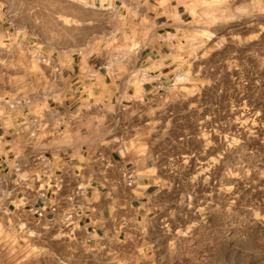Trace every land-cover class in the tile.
<instances>
[{"label":"rangeland","instance_id":"obj_1","mask_svg":"<svg viewBox=\"0 0 264 264\" xmlns=\"http://www.w3.org/2000/svg\"><path fill=\"white\" fill-rule=\"evenodd\" d=\"M176 1L192 15L188 77L114 124V137L155 152L161 174L132 264H264V0ZM125 31L93 0H0V96L60 89L37 48H119ZM14 222L0 219V264H109L78 230L42 224L18 235Z\"/></svg>","mask_w":264,"mask_h":264},{"label":"crops","instance_id":"obj_2","mask_svg":"<svg viewBox=\"0 0 264 264\" xmlns=\"http://www.w3.org/2000/svg\"><path fill=\"white\" fill-rule=\"evenodd\" d=\"M93 4L125 23V45L87 47L68 55L37 48L39 55L59 67L60 89H47L46 94L48 84L39 83L32 99L27 92L0 96L4 107L0 143L6 153L10 149L23 154L26 161L33 154L42 156L56 179L63 181V190L53 197L48 190L53 182L43 179L48 198L28 191L31 205L47 210L59 200L61 211L73 208L78 215L75 230L82 232L85 248L109 264H132L145 248L140 234L156 214L161 174L155 152L139 154L136 144L114 137V124L131 109L162 98L178 76L188 77L183 48L192 15L187 3L176 0H93ZM41 69L51 79V68ZM12 100L21 105H3ZM123 107L128 111L122 113ZM33 129L38 139L31 148L26 145ZM35 172L39 174L28 167L24 173L31 190ZM78 186L84 190L72 201ZM51 217L47 211L43 226ZM54 218V227L63 226L62 212Z\"/></svg>","mask_w":264,"mask_h":264},{"label":"built area","instance_id":"obj_3","mask_svg":"<svg viewBox=\"0 0 264 264\" xmlns=\"http://www.w3.org/2000/svg\"><path fill=\"white\" fill-rule=\"evenodd\" d=\"M39 59L44 66L52 69V73H55L56 75L59 74V67L53 66L50 59L42 55H39ZM9 102L10 101H6V104L10 108H16L21 105V101L19 100L13 101V104H10ZM127 111L128 109L126 107L121 109L122 113ZM21 133L22 131H18L17 134ZM28 138L29 141L26 146L31 148L34 147L37 143L38 131L35 129L31 130ZM45 161L46 160L38 154H33L26 161L23 154H14L10 149L9 152L6 153L4 146L0 143V219L5 217L8 222L12 220L15 221L11 229L13 231H19L18 235H20L23 232L30 231L31 227H40L45 219L47 211L50 215H52L47 227H54L56 225L54 217L58 213L62 212L63 228L69 229L71 231L70 234L74 235V232L76 231L75 221L78 215L74 212L73 208L70 211L63 212L61 211L58 202L59 200H57L56 202L50 204L46 210L35 205H31L29 201L28 191L37 194L39 199H47L48 190H50L53 197H57L58 193H61L63 190V181H58L56 179ZM43 162H45L44 166H39V163ZM28 167L33 169V171L37 170L39 172V174L35 172L32 175L35 183L34 190H31L27 186V179L24 177V173ZM43 179H49L50 182H53V187H48V190H46ZM127 184L130 187L133 186L132 175H129ZM83 190L82 186H78L72 194L71 200L73 201L75 197L81 196ZM7 242L8 241L0 243V252H6Z\"/></svg>","mask_w":264,"mask_h":264}]
</instances>
